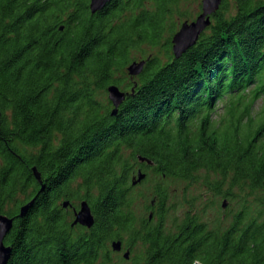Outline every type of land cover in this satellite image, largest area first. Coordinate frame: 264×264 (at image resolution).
Masks as SVG:
<instances>
[{"label":"trees","instance_id":"1","mask_svg":"<svg viewBox=\"0 0 264 264\" xmlns=\"http://www.w3.org/2000/svg\"><path fill=\"white\" fill-rule=\"evenodd\" d=\"M232 1L175 58L190 0H111L94 13L90 0H0L6 264H264V0ZM141 46L161 47L166 60L149 54L131 82ZM110 84L130 91L115 115L100 99ZM137 168L157 178L151 215L139 219ZM207 173L217 195L245 193L257 207L246 200L213 226L186 212L167 229V182ZM82 200L89 228L72 225ZM114 240L141 252L127 261Z\"/></svg>","mask_w":264,"mask_h":264},{"label":"rangeland","instance_id":"2","mask_svg":"<svg viewBox=\"0 0 264 264\" xmlns=\"http://www.w3.org/2000/svg\"><path fill=\"white\" fill-rule=\"evenodd\" d=\"M232 2L233 1L231 0L230 7L231 5H233ZM188 3L186 4L185 11L189 15L191 14L192 17L191 20H186V21H192L201 11V0H190V2ZM212 15L210 16V24L212 20ZM183 22L185 21L180 22L179 27ZM207 32L208 29L207 28L204 29L200 34L197 42L202 37V35H204ZM162 51L163 50L161 47L151 48L149 46H141L140 49L133 52V57L134 60H146V57L149 54H157L161 56L162 60H166L165 56L161 54ZM129 77H130L129 81L131 82L134 81L137 82L139 80V75H135V76L129 75ZM136 85L137 84H135V86ZM122 90H124L129 95L130 91H127L125 89ZM100 99L102 101L109 100L107 97V92H104L100 96ZM259 103L260 102H258L257 106H259ZM137 167L139 166L137 165ZM139 169L137 168L136 173ZM141 170L145 174L146 172H148L146 169H141ZM136 173L134 175H136ZM208 176H210L211 178L205 177L204 174H202L199 177V182L196 183L179 181V180L178 181L169 180L167 182V186L169 188V197H170L169 204L173 206L172 210L170 211L169 215L166 218L167 229H173L174 226L183 219L184 214L186 212L194 211L197 214H200V216H202V220L207 221L209 223V226H213L214 224H217L221 218L223 219L226 218L225 222H229L230 219L232 218L234 211L240 208V206L246 200L249 201V203L253 208L257 207L258 204L253 202L252 198L246 199L248 195L245 193H235V195H233L232 197H223L222 195H217L216 194L217 192H215L212 189L214 183H212V185L208 183V180L213 181L212 178L214 177V175L208 174ZM151 177L152 174L150 173L149 178ZM156 182H157V178L153 177L147 180V176L145 175V177L140 182L134 185L136 187L133 193L135 198V203L133 208L135 211V215L138 217V219L141 217H146L150 214L149 210L147 209V206L151 201H153L152 191ZM223 203L225 204V206L222 205ZM75 209L77 210L78 208L73 209V214ZM224 211L227 214L223 213ZM125 250L126 249H124L121 253L118 254L127 261L128 260L130 261V259L134 257V255H137L139 254V252H141L140 247L132 246L130 248L129 258L126 259L123 257V253L125 252Z\"/></svg>","mask_w":264,"mask_h":264},{"label":"water","instance_id":"3","mask_svg":"<svg viewBox=\"0 0 264 264\" xmlns=\"http://www.w3.org/2000/svg\"><path fill=\"white\" fill-rule=\"evenodd\" d=\"M111 0H90V10L91 12H96L102 9ZM223 0H201V11L192 21L183 22L179 29L174 33L172 37V53L175 58H180L188 49L194 46L206 27L210 24V16L214 14L220 7ZM146 60H133L130 62L126 70L130 76L139 75L142 73ZM107 97L111 104L113 105L112 114H116L119 106L125 100L128 93L120 89L116 84H110L106 87ZM139 161L147 162L152 164V162L142 156L138 157ZM34 176L41 182L40 173L33 167ZM145 173L139 169L136 175L132 176V185L140 182L144 177ZM32 201L28 202L21 208V215L25 213L27 208L31 205ZM69 202L64 201L63 206L68 207ZM225 206V204H222ZM151 215V214H150ZM94 222V217L91 212L90 206L86 200H82L79 203L78 209L74 210V219L72 225H82L87 228L91 227ZM13 218H10L6 214L0 211V264H6L10 256L11 248L4 244V238L7 233L12 228ZM111 248L115 252H120L122 249V241L114 240L111 242ZM130 251L126 249L123 253L124 258H129Z\"/></svg>","mask_w":264,"mask_h":264},{"label":"flooded vegetation","instance_id":"4","mask_svg":"<svg viewBox=\"0 0 264 264\" xmlns=\"http://www.w3.org/2000/svg\"><path fill=\"white\" fill-rule=\"evenodd\" d=\"M138 169H139V168H138ZM152 203H153V202H152ZM130 248H131V247H125V246L122 245V249H121V251L118 252V253H121L124 249H129V251H130Z\"/></svg>","mask_w":264,"mask_h":264},{"label":"bare ground","instance_id":"5","mask_svg":"<svg viewBox=\"0 0 264 264\" xmlns=\"http://www.w3.org/2000/svg\"><path fill=\"white\" fill-rule=\"evenodd\" d=\"M210 25H211V24H210ZM210 25H209V26H210ZM209 26H208V27H206V28L208 29V28H209Z\"/></svg>","mask_w":264,"mask_h":264}]
</instances>
